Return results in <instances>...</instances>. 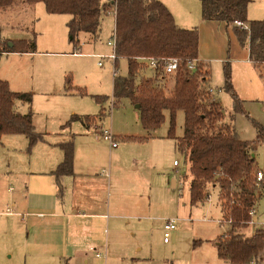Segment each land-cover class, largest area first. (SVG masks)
Segmentation results:
<instances>
[{"label": "rangeland", "instance_id": "1", "mask_svg": "<svg viewBox=\"0 0 264 264\" xmlns=\"http://www.w3.org/2000/svg\"><path fill=\"white\" fill-rule=\"evenodd\" d=\"M191 12L190 21L186 24H193L190 28L199 30V58L209 65L211 71L210 80L202 85V89H213V97L220 102L225 113L224 122L229 123L241 139L254 141L259 133L257 124L264 127V68L252 60H242L246 56L245 49L247 50L248 45L237 50L238 35L233 29L217 27L216 24L203 20L201 5L197 12ZM69 16L49 13L43 2L30 5L26 0H16L11 7L1 9L2 38L9 37L10 45L12 40L35 39L37 47L35 52L3 54L0 57V78L9 83L12 91L33 94L31 103L16 99V108L22 114L31 110L37 131L50 133L47 136L50 140L60 138V125L73 115L96 117L97 121L89 132L82 122L72 123L75 156L77 153L80 159H85L87 152L92 149L99 154V158L106 160L114 153L112 157L117 165L115 172L117 171L120 182H132L130 186H135V181L139 180L145 194L150 192L152 195V212L143 217L142 221L145 231L139 234L132 232L135 221L129 220L131 225L123 232L125 242L122 244L121 239H115V251L121 245L129 246V254L111 258L101 249L105 254L104 259L92 257L89 264H101L104 261L106 264L219 262L217 238L226 230V223H222L219 189L209 185L206 191L211 194L210 198L195 206L191 205L190 163L185 153L177 148L176 139L169 135V112L161 127L146 130L136 106L128 98L113 97V61L104 59L103 65H99V54L108 55L113 52L108 42L114 34V14L102 16L101 31L97 36L81 32L76 43L69 36ZM263 18L264 0H254L248 8V19ZM226 59H229L232 68L233 85L242 99L243 111L236 110L233 97L224 89ZM127 72V61L120 60L118 74L126 75ZM152 73L150 69L145 70L140 78L147 79ZM158 82L159 87H163L165 91H172L173 75L160 77ZM97 96L104 99L98 101ZM112 101L115 102L114 106ZM101 113H104V118L99 119ZM184 122L185 113L180 110L177 115L176 137L183 136ZM95 125L111 130L118 137V148L111 152L109 142L101 138L100 130L94 128ZM94 133L100 139L97 140V135H92ZM43 146L38 142L29 149V140L23 134L2 136L1 194L4 195L7 191L16 193L20 189L27 192L26 185L31 177L23 173L31 160L43 154ZM253 154L258 169L264 170V143L257 144ZM175 160L180 162L179 166L174 165ZM105 168L108 170L107 165ZM175 179L178 180L177 188H174L176 183L173 187ZM261 186L263 188L257 190L260 196L255 205L257 213L250 220L254 223L248 224V229L240 230L245 236L264 230V181ZM166 218H175L178 222L175 231L177 238L173 240L172 236L170 242L164 241L163 223ZM27 235L26 230L24 237L27 238ZM137 248L139 250L135 251ZM27 253L25 245L19 256L21 264L26 262ZM58 264L66 263L63 261ZM77 264L85 263L80 261Z\"/></svg>", "mask_w": 264, "mask_h": 264}, {"label": "trees", "instance_id": "2", "mask_svg": "<svg viewBox=\"0 0 264 264\" xmlns=\"http://www.w3.org/2000/svg\"><path fill=\"white\" fill-rule=\"evenodd\" d=\"M203 20H216L232 25L236 20L249 24L250 31L233 26L242 46L248 45L249 57L256 62L264 61V18L248 19V8L254 0H200ZM16 0H0V10L12 6ZM29 4L43 2L49 13L69 14L67 26L72 42L81 32L97 36L101 31L102 16L114 14L116 40L115 52L118 68L121 59L128 63L126 75H115L113 97L128 98L138 105L140 120L146 130L163 125L166 113L170 116L169 135L176 139L179 150L190 163L192 179L189 183L190 203L197 205L208 199L209 185L219 189V201L226 230L217 238L220 259L230 264H262L264 262V230L254 236H245L241 229L247 228L252 216L250 210L260 198L257 193L255 155L257 144L264 143V127L257 124L258 136L254 141L241 139L229 123L224 122L225 113L220 102L215 101L210 88L202 89L211 77L209 65L198 62L196 69L189 67V60L199 57L200 34L197 28L180 27L172 12L160 0H26ZM4 39L0 32V57L11 52H35L36 40ZM76 43V42H75ZM141 56H178L183 58L173 74L171 92L159 87V75L145 79L141 73L148 70ZM224 65V89L234 99L235 108L243 111L242 99L232 81V68ZM157 78V79H155ZM155 79V80H154ZM98 101L104 98L96 97ZM32 102L31 92L12 91L7 81L0 78V141L5 134H23L29 140V149L45 140V134L34 125L30 110L20 113L15 100ZM185 113L182 137L175 136L177 115ZM101 113L98 118H104ZM80 121L89 129L96 117L73 115L61 127H71ZM118 139V137L116 136ZM58 146L64 151L63 161L52 172L57 195L65 194L63 180L74 174L75 142L63 141ZM263 188V186H261Z\"/></svg>", "mask_w": 264, "mask_h": 264}, {"label": "crops", "instance_id": "3", "mask_svg": "<svg viewBox=\"0 0 264 264\" xmlns=\"http://www.w3.org/2000/svg\"><path fill=\"white\" fill-rule=\"evenodd\" d=\"M160 1L169 8L177 24L183 28L193 25L186 24L190 21L191 10L195 13L201 5L200 0ZM69 17L68 20L71 15ZM206 22L233 29L232 25L223 21ZM242 47L238 40L237 50ZM246 48V56L242 60L249 62V47ZM225 62H229V59ZM15 109L18 111L16 104ZM65 122L59 127L58 139L50 140L47 137L50 133L43 132L45 140L39 142L44 145L43 154L31 160L23 173L31 177L26 185L27 192L24 189L16 193L7 191L4 195L0 192V264H21L19 256L25 245L28 253L26 262L22 264H58L63 261L66 264H77L80 261L89 264L92 257L96 258L91 247L103 249L108 257L118 255L121 258L129 254V246L121 245L115 251V239H121L122 244L125 242L123 232L131 225L128 221H135L132 232L139 234L145 231L142 221L143 217L152 212V195L150 192L145 194L139 180L135 179V186H130L132 182H120L115 172L117 165L112 157L114 153L106 160L99 158V154L92 149L87 152L85 159H80L76 153L74 174L64 178L65 194L62 198L58 197L52 175L64 158V151L58 144L72 137V127H61ZM94 128L99 129L101 138L106 140L101 134L103 127L95 125ZM95 134L92 135L95 137ZM109 146L111 152L118 148L110 142ZM89 155L94 157L89 158ZM173 187H178L177 179L173 180ZM26 230L27 238L24 237ZM176 238L175 233L173 240ZM215 264L230 263L219 258Z\"/></svg>", "mask_w": 264, "mask_h": 264}, {"label": "built area", "instance_id": "4", "mask_svg": "<svg viewBox=\"0 0 264 264\" xmlns=\"http://www.w3.org/2000/svg\"><path fill=\"white\" fill-rule=\"evenodd\" d=\"M234 25L237 26L238 28L242 29V30L250 31L249 24L242 21V20H236ZM108 44L112 47L113 52L111 54H108V55L99 54L98 56H99V58H101L99 60V65H103L104 59H111L115 65V62L117 59V54L115 52V47H116L115 36H113V38L111 40H109ZM138 60L140 62H143L146 65L147 69L148 70L150 69L153 72L152 74H154V76L159 75V78L160 77L163 78L166 76L173 75L175 73V71L178 69L180 62L183 61V58L178 57V56H141V57H138ZM198 62H205V61H203L199 57L190 59L189 60L190 69L195 70L196 64ZM256 63L258 65H262L264 68V61H260V62H256ZM117 74H118V68L115 67L114 76ZM210 91L213 93V89H210ZM112 104L114 106L115 102L112 101ZM101 134L114 147L118 146L116 135H114L111 130L102 128ZM174 165L179 166L180 162L178 160H175ZM255 176H256V181H257V187H258V189H261L262 188L261 184L264 181V170L258 169L256 171ZM210 196H211V194H210ZM210 196H209V198H210ZM256 213H257L256 206H254L250 210V215L252 217H254ZM251 222L254 223V221H249V224ZM177 228H178L177 219H175V218L164 219L163 229H164V241L165 242L171 241V237L174 236ZM91 250L93 252H95V255L97 258H99L101 260L104 259V256L106 253L104 254V252L102 250L97 249L95 247H91ZM101 264H106V262L104 261Z\"/></svg>", "mask_w": 264, "mask_h": 264}, {"label": "water", "instance_id": "5", "mask_svg": "<svg viewBox=\"0 0 264 264\" xmlns=\"http://www.w3.org/2000/svg\"><path fill=\"white\" fill-rule=\"evenodd\" d=\"M11 45H12V43H11ZM136 108L138 109V108H139V106H138V105H136Z\"/></svg>", "mask_w": 264, "mask_h": 264}]
</instances>
